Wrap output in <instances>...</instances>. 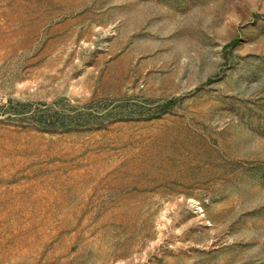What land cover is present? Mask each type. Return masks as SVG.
<instances>
[{
    "label": "rangeland",
    "instance_id": "374dc122",
    "mask_svg": "<svg viewBox=\"0 0 264 264\" xmlns=\"http://www.w3.org/2000/svg\"><path fill=\"white\" fill-rule=\"evenodd\" d=\"M0 264H264V0H0Z\"/></svg>",
    "mask_w": 264,
    "mask_h": 264
}]
</instances>
